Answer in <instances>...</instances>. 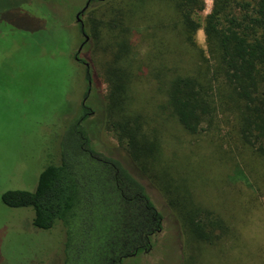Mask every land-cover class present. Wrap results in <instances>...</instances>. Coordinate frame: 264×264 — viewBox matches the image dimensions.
I'll use <instances>...</instances> for the list:
<instances>
[{
	"label": "rangeland",
	"instance_id": "374dc122",
	"mask_svg": "<svg viewBox=\"0 0 264 264\" xmlns=\"http://www.w3.org/2000/svg\"><path fill=\"white\" fill-rule=\"evenodd\" d=\"M87 1L0 0V264H61V226L37 229L32 225L31 208H9L1 197L9 190H35L40 173L52 159L78 150L72 125L84 106L93 112L84 126L97 121L88 127L93 149L122 161L134 172L126 146L118 142L110 120L106 121L110 89L103 71L115 79L113 54L118 47L104 57L102 50L108 45L97 51L91 32V26L108 32L112 21L139 29L133 32L132 44L143 71L139 78L134 71L132 86L119 97V104L114 91L110 94L114 102L110 113L129 119L131 127L136 132L141 129L145 137L136 162L150 172L141 175L135 170L164 222L151 252L123 264H264V164L244 150L233 129L234 117L220 112L210 130L190 135L161 103V81L154 77L166 59L173 70L178 67L179 49L174 44L178 30L171 32L172 46L167 45V50L162 31L147 44L145 34L164 20L174 23L179 18L159 3L137 0L128 5L148 17L124 22L118 11L124 0L93 1L81 17L88 40L80 58L88 63L87 69L74 58L85 40L76 16ZM204 2L203 12L194 15L201 26L214 0ZM110 4L111 20L101 14ZM165 15L173 18L163 19ZM195 41L207 52L202 28ZM164 175L170 179L167 184ZM177 188L187 210L179 207ZM173 197L179 202L174 207L169 203ZM197 210L211 211L224 220L229 231L219 243L208 245L191 232L188 214Z\"/></svg>",
	"mask_w": 264,
	"mask_h": 264
},
{
	"label": "trees",
	"instance_id": "16d2710c",
	"mask_svg": "<svg viewBox=\"0 0 264 264\" xmlns=\"http://www.w3.org/2000/svg\"><path fill=\"white\" fill-rule=\"evenodd\" d=\"M124 1L118 10L123 15L121 21L148 17L147 13L128 5L137 4V0ZM147 2L159 3L179 18L174 23L164 20L166 23L149 29L144 39L147 44L162 31L167 50V45L172 46L171 32L178 30L179 36H174L178 40L174 42L179 49L178 67L173 70L166 59L161 72L154 77L161 81L163 108L190 135L210 130L220 112H230L235 120L233 129L240 136L244 150L264 164V0H214L203 26L194 20V15L203 12L204 0ZM112 9L110 4L101 14L110 16L111 20ZM108 24V32L91 26L96 50L100 52L108 45L102 50L104 57L118 47L113 54L115 79L103 71L110 89L106 121L110 120L111 131L126 146L135 173L122 161L93 149V134L88 127L97 121L84 126L93 113L84 106L82 116L72 125V130L77 132L78 150L52 159L40 173L35 190H9L1 197L9 208H31L32 225L37 229L49 231L61 226L64 235L61 264H123L126 259L134 260L151 252L153 242L164 228L163 215L135 170L137 167L141 175L142 171L150 172L136 162L145 137L141 129L136 132L131 127L133 122L129 119L110 113V105L114 104L110 94L114 91L118 96L115 103L119 104V97L131 88L135 73L141 77V57H137L132 44L133 32L139 29L121 27L113 21ZM201 28L206 36L207 52L195 41ZM87 79L90 80L89 73ZM243 178L248 180L246 174ZM163 179L167 180L166 184L170 180L166 175ZM175 192L179 207L187 210L178 188ZM173 194L175 197L176 193ZM174 197L169 198L170 206L179 205ZM188 215L192 216L191 232L208 245L219 243L228 234L224 220L211 211L197 210L194 215Z\"/></svg>",
	"mask_w": 264,
	"mask_h": 264
},
{
	"label": "flooded vegetation",
	"instance_id": "af4514ba",
	"mask_svg": "<svg viewBox=\"0 0 264 264\" xmlns=\"http://www.w3.org/2000/svg\"><path fill=\"white\" fill-rule=\"evenodd\" d=\"M95 1V0H88L87 1V4L85 5V7L83 9H85L86 7V10L85 12L87 11V9L89 8L90 4ZM96 1H104V0H96ZM83 9L81 11L78 12L77 16H76V22L79 24L80 26V31L82 32V35L83 37L85 38V40L82 42V44L80 45L77 53L75 54V61L78 62L79 64H82L84 65L87 69H89V65L88 63L84 62L81 58H80V52L82 51V49L85 47L86 45V42H87V35H86V31H85V25L83 23V21H81V17L85 14V12H83ZM88 83L89 85H91V81L88 80ZM90 93V89L88 91V94Z\"/></svg>",
	"mask_w": 264,
	"mask_h": 264
},
{
	"label": "water",
	"instance_id": "95a60500",
	"mask_svg": "<svg viewBox=\"0 0 264 264\" xmlns=\"http://www.w3.org/2000/svg\"><path fill=\"white\" fill-rule=\"evenodd\" d=\"M86 8H87V7H86ZM86 8H85V9H83V12H85ZM86 39L88 40V36L86 37Z\"/></svg>",
	"mask_w": 264,
	"mask_h": 264
}]
</instances>
